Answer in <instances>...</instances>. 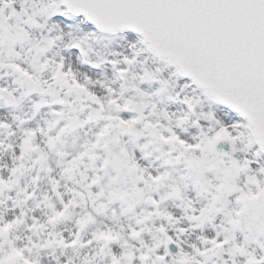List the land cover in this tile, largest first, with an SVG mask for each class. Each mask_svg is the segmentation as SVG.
<instances>
[{
    "label": "snow or ice",
    "instance_id": "1",
    "mask_svg": "<svg viewBox=\"0 0 264 264\" xmlns=\"http://www.w3.org/2000/svg\"><path fill=\"white\" fill-rule=\"evenodd\" d=\"M0 264H264V0H0Z\"/></svg>",
    "mask_w": 264,
    "mask_h": 264
}]
</instances>
